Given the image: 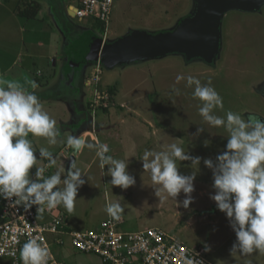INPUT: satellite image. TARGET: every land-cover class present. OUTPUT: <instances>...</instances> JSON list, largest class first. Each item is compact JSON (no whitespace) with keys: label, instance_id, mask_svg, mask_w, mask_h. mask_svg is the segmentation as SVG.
<instances>
[{"label":"rangeland","instance_id":"1","mask_svg":"<svg viewBox=\"0 0 264 264\" xmlns=\"http://www.w3.org/2000/svg\"><path fill=\"white\" fill-rule=\"evenodd\" d=\"M49 1H39L45 11L41 14L43 21H27V27L34 32L32 36L49 41L51 51L58 52L57 59L53 57L54 64L52 60L51 63L42 61L39 65L42 75L39 83L45 90L37 91L40 93L37 97L58 126L61 120H70L66 107L69 108L71 100L76 99L77 108L82 109V116H75L76 122H80L77 134L83 138L88 135L85 140L92 139V144L97 143L93 137L99 134L102 138L99 141L109 146L108 155L124 160L128 164V173L136 181L128 189L112 186L111 177L106 174L108 166L101 167L95 149L88 148L83 154L79 153L70 164L69 148L59 154L68 139L63 130L61 132L66 136L61 135L56 145H49L46 138L37 137V143L32 144L37 159H40L39 149L45 147L56 160L55 165L45 168L41 180L57 171L63 179L72 166L79 168L85 180L78 190L73 211L68 212L61 204L50 209L54 215L63 217L73 231L96 230L109 216L106 206L119 202L123 208L119 218L122 231L137 232L157 227L191 248H202L215 264H264V252L230 255L236 235L226 215L210 199L215 192L213 174L203 163L205 159L215 160L226 150L228 133L223 127L210 126L199 115L198 106L202 102L193 98L195 86L188 87L186 80L176 81L178 75L194 76L201 84L210 81L223 99V109H216V115L225 116L227 111H232L245 119L253 114L264 121V5L254 13L232 11L222 18L219 51L210 63L200 58L187 60L182 54L114 67L78 59L79 71L74 69L70 75H59L65 57L61 61L58 56L67 54L62 49L63 40L73 44L68 47L71 48L69 52L78 51L82 55L83 50H91L94 44L103 43L105 32L93 20L78 21L61 9L57 16L61 25L55 23L54 31L50 29L49 34L46 28L53 17L48 6L53 7L60 0ZM70 1L77 5L76 0H67ZM194 5V0H117L112 9L107 43L134 31L150 35L173 31L180 20L193 13ZM43 22L45 24H41ZM2 25L6 26L4 21ZM18 36L19 33L13 34L14 39ZM98 65L99 75H94ZM53 71L57 72L53 76L56 77L54 82L51 81ZM96 76L98 87L109 95V100L105 108L102 105L96 109L93 123L89 104L94 99ZM27 80L20 78L19 82L30 81ZM173 86L179 89V95L173 92ZM198 127L204 131L196 135ZM173 143L189 155L201 158L199 170L192 168L190 161H177L180 174L191 175L196 171L195 190L191 194L193 202L188 208L182 206L186 198L183 192L175 200L163 191L156 196L155 189L161 186L155 184L150 171L143 168L146 150L164 151ZM44 165L45 159H42L35 167ZM30 175L36 178L32 170ZM206 245L211 251H205ZM52 252L62 264H102L98 255L81 253L67 242L52 246ZM0 264H9V261L1 258Z\"/></svg>","mask_w":264,"mask_h":264},{"label":"clouds","instance_id":"2","mask_svg":"<svg viewBox=\"0 0 264 264\" xmlns=\"http://www.w3.org/2000/svg\"><path fill=\"white\" fill-rule=\"evenodd\" d=\"M182 80H186L188 87L195 86L193 98L202 102L198 113L203 120L210 126L223 127L228 133L226 150L215 160L205 159L203 163L213 174L215 192L210 199L226 215L236 235L230 255L264 252V121L253 114L245 119L232 111H227L225 116L216 115V109H223V99L211 82L201 84L191 75L176 77L177 83ZM28 86L37 87L34 81L26 85L17 80L0 79V198H15L14 203L25 208L40 206L38 211L62 204L72 212L78 190L85 183L79 168L70 167L63 179L57 171L41 180L45 167H36L35 179L30 175L39 160L46 159L49 167L55 165L56 160L45 147L39 149L38 160L29 135L46 138L49 145H56L61 132L56 120L44 110L42 102L28 90ZM172 90L179 95L175 86ZM203 131L204 128L198 127L196 135ZM67 144L75 151L85 147L95 149L101 167L108 166L106 174L111 177L112 186L128 189L136 183L127 171L128 164L108 155L107 144H86L84 140L71 136ZM177 161H190L192 168L199 170L201 158L189 155L175 143L164 151L146 150L142 158L144 170L150 171L152 181L161 186L155 189L156 196L163 191L175 200L183 192L186 198L182 206L188 208L193 202L191 194L195 190L196 171L191 175L180 174ZM122 211L119 202L106 206L108 215L115 219L120 218ZM205 251H211V248L206 245ZM50 255L40 237L27 240L20 249L23 264H49ZM186 264H204V261L189 259Z\"/></svg>","mask_w":264,"mask_h":264},{"label":"built area","instance_id":"3","mask_svg":"<svg viewBox=\"0 0 264 264\" xmlns=\"http://www.w3.org/2000/svg\"><path fill=\"white\" fill-rule=\"evenodd\" d=\"M72 12L78 21L93 20L105 32L106 42L112 9L117 0H76ZM100 67L94 75H99ZM93 81V97L90 112L95 120L96 109L106 107L109 95L102 93ZM0 198V259L9 264H23L20 249L27 240L40 237L50 250L49 264H62L53 254L52 246L66 242L81 253H94L102 264H186L189 259H200L204 264H215L205 255L202 248H191L176 240L164 230L152 227L137 232L122 231L121 221L108 216L98 229L73 231L63 217L40 206L25 208L20 203Z\"/></svg>","mask_w":264,"mask_h":264},{"label":"water","instance_id":"4","mask_svg":"<svg viewBox=\"0 0 264 264\" xmlns=\"http://www.w3.org/2000/svg\"><path fill=\"white\" fill-rule=\"evenodd\" d=\"M194 11L177 23L173 31L154 35L134 31L110 44L97 43L91 50L77 52L71 65L79 68L80 61H100L103 66L114 67L138 61L182 54L187 60L200 58L212 62L220 45L222 18L229 12L254 13L264 0H194ZM71 17L74 13L69 12ZM171 30V29H169ZM83 140V137H79ZM79 151L73 150L70 164Z\"/></svg>","mask_w":264,"mask_h":264},{"label":"crops","instance_id":"5","mask_svg":"<svg viewBox=\"0 0 264 264\" xmlns=\"http://www.w3.org/2000/svg\"><path fill=\"white\" fill-rule=\"evenodd\" d=\"M39 1L40 0H0V30L2 31V35L0 36V79L6 80V81H11V80L19 81L20 78H23V79H29L30 81H34L37 85L35 89L28 86V90L34 93H36L37 91H40L42 88L39 83L41 80V76H42L39 71V65L41 64L42 61L51 63L52 60L54 64L55 60L53 59V57L57 59V53H58V52L54 53L51 51V43H49V41L42 39L40 36H32L34 32L30 28L27 27L28 20L36 21L39 23L43 21L41 14H43L45 11H44L43 5ZM72 5L73 4L71 3V1L67 2V0H60V2L56 3V5H53V7L48 6V11L52 15L51 18L53 17L50 21V24H48L46 28L47 31L49 29V32H48L49 34H50V29L53 30L55 28V23L58 26L61 25L57 18V16L60 14L61 9H63L66 12V14L70 16L69 12L72 11L71 10ZM24 11H28V13L35 11L36 15L34 18H27L23 16ZM2 21H4L6 26L2 25ZM41 24H45V23L43 22ZM18 33H19V36L14 39L13 34L16 35ZM35 34L37 33L35 32ZM63 42H64V45L62 49L63 51H66L67 54L66 55L64 53L60 54L58 58L61 59V61H63L62 59L63 57H65L64 62H67L68 65H65V63L63 62L58 74L61 75L63 73L62 75H65V74L70 75L73 73V70H74L73 69L74 67L71 65L74 57H73V54L69 52L71 48H68V47H72L73 44L71 42L68 43V41H65V40H63ZM59 47L60 45H58V48ZM77 71L79 70L77 69ZM56 73L57 72H54V71L52 72L51 74L52 78L54 75H56ZM55 78L56 77L51 79V81L54 82L53 80H56ZM51 81L48 83V89H49V85ZM23 84L27 85V82ZM42 90H45V87H43ZM35 95H40V93H36ZM77 102L78 101L76 99H73L71 100V103L68 104L69 108L66 107V110L68 111L67 118H69L70 116V120L68 122L65 120H61L60 126L56 124L60 132L63 130L67 134V138L69 136L76 137V138L80 137L77 134L79 130L78 124L80 122L79 121L76 122L75 116L76 118H80L82 116L81 114L82 109L80 110L77 108ZM65 133L61 132V135L63 136V138L64 136H66ZM95 133L97 132L95 131ZM87 136L88 135H86L85 137ZM85 137L83 138L85 143L86 144L91 143V140H92L91 137H93L92 134H90L91 140H87V139L85 140ZM94 137L93 139L96 142H100L99 140L102 139L99 136V134L98 135L95 134ZM28 139L31 140L32 144L37 143L36 141L37 137L29 136ZM119 146L122 147V144H120ZM115 147L116 146H114V148ZM68 148L70 150L69 155H72L73 149L67 144V142L64 144L63 147L60 148L59 154H63V152L65 150H68ZM87 149L88 148L85 147L82 150H80L79 151L80 155L83 154V152ZM48 163L49 162L45 159V165H44L45 168L49 167ZM31 170L32 172L35 173L36 167L34 166L33 169Z\"/></svg>","mask_w":264,"mask_h":264},{"label":"trees","instance_id":"6","mask_svg":"<svg viewBox=\"0 0 264 264\" xmlns=\"http://www.w3.org/2000/svg\"><path fill=\"white\" fill-rule=\"evenodd\" d=\"M36 15V12L35 11H32L31 13H28V11H24L23 12V16L24 17H27V18H34Z\"/></svg>","mask_w":264,"mask_h":264},{"label":"flooded vegetation","instance_id":"7","mask_svg":"<svg viewBox=\"0 0 264 264\" xmlns=\"http://www.w3.org/2000/svg\"><path fill=\"white\" fill-rule=\"evenodd\" d=\"M107 42H108V40H106V42H105V43H106V44H108ZM76 53H77V51L75 52V54H76ZM73 54H74V53H73Z\"/></svg>","mask_w":264,"mask_h":264}]
</instances>
